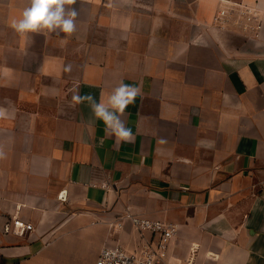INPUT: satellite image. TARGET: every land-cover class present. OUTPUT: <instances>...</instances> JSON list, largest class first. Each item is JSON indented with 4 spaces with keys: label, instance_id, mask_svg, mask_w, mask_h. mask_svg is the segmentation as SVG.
<instances>
[{
    "label": "crops",
    "instance_id": "0c3cea01",
    "mask_svg": "<svg viewBox=\"0 0 264 264\" xmlns=\"http://www.w3.org/2000/svg\"><path fill=\"white\" fill-rule=\"evenodd\" d=\"M225 1L258 9L257 38L216 25ZM26 6L0 0V264L139 251L127 212L177 225L163 264H264V0H77L70 37L14 31ZM121 81L131 143L72 101Z\"/></svg>",
    "mask_w": 264,
    "mask_h": 264
},
{
    "label": "clouds",
    "instance_id": "9594fccd",
    "mask_svg": "<svg viewBox=\"0 0 264 264\" xmlns=\"http://www.w3.org/2000/svg\"><path fill=\"white\" fill-rule=\"evenodd\" d=\"M77 0H27V6L19 17L10 21V27L22 35L28 33H60L70 37L76 30V19L79 12L72 7ZM141 96L138 86L125 84L123 81L116 86L104 99L103 94L97 102L91 94L81 95L79 92L73 95L74 105L86 104L97 120L103 122L105 133L114 136L119 142L131 143L134 134L131 128L126 126L122 118L130 105H134L136 98ZM14 116V110L0 106V120ZM4 155L0 150V158Z\"/></svg>",
    "mask_w": 264,
    "mask_h": 264
},
{
    "label": "built area",
    "instance_id": "2783aa9c",
    "mask_svg": "<svg viewBox=\"0 0 264 264\" xmlns=\"http://www.w3.org/2000/svg\"><path fill=\"white\" fill-rule=\"evenodd\" d=\"M258 17V9L253 6L225 1L217 11L215 23L223 30H227L232 27L231 24L235 23L242 34L257 38L260 30ZM260 186L264 190V179L260 182ZM60 198L64 199L63 193L60 194ZM124 221L131 222L141 234L149 233L153 238L152 242L135 252H129L120 246L104 247L96 264H163L168 256L169 244L177 235V225L149 220L127 212L117 223L119 229L123 227ZM33 230L32 224L18 218H13L12 224L6 226L7 232L20 237H24Z\"/></svg>",
    "mask_w": 264,
    "mask_h": 264
}]
</instances>
